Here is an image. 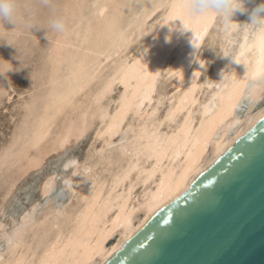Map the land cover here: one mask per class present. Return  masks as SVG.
Here are the masks:
<instances>
[{"label":"bare ground","instance_id":"1","mask_svg":"<svg viewBox=\"0 0 264 264\" xmlns=\"http://www.w3.org/2000/svg\"><path fill=\"white\" fill-rule=\"evenodd\" d=\"M115 1L99 0L102 8L93 7L97 0L66 1L63 14L69 31L53 43V93L21 151L26 155L37 147L50 134L52 123L54 127L60 117H67L69 124L53 146H46L23 172L83 137L95 121L92 140L101 142L97 158L80 166L81 178H59L70 191L64 206H49L35 218L33 205L9 232L0 222V264H104L264 115V101L241 102L249 82L247 69L224 56L233 50L220 22L215 36L218 55L206 75L207 38L214 37L215 19L182 30L169 0H131L128 10L114 6ZM255 2L244 6L250 10ZM159 10L154 26L130 57L129 46L143 36L148 20ZM232 20L239 23L240 12ZM68 49L77 55L66 61ZM162 77L173 80L170 92L157 91ZM117 86L118 95L105 101ZM241 105L247 107L242 116ZM123 127L124 135L114 141ZM72 164L68 159L63 167ZM100 164L103 168L97 172ZM77 167L70 174L77 176ZM52 183L54 176L42 182V196L49 194ZM162 183L163 191L156 195Z\"/></svg>","mask_w":264,"mask_h":264},{"label":"rangeland","instance_id":"2","mask_svg":"<svg viewBox=\"0 0 264 264\" xmlns=\"http://www.w3.org/2000/svg\"><path fill=\"white\" fill-rule=\"evenodd\" d=\"M66 1L57 0L56 11L59 14L64 15L63 10L67 4ZM135 1L137 4L144 2V0ZM249 1L246 0V3ZM255 1L249 12L264 4V0ZM117 2L118 0L115 1L114 6L120 5L119 9L123 5L126 10L130 8L131 0H124V2L119 0V3ZM88 12V10L85 11L86 16L89 15ZM155 14L148 20L145 31L142 33L143 36L139 37L140 39H135V42L129 46L130 57L136 53L138 47L145 40V34H148L147 32L154 26L161 11L159 10ZM36 15L39 28L47 27L46 20L50 15L49 10L39 9ZM240 18L239 24L250 22L248 12L240 13ZM218 22L215 20L211 28L214 32V37H208V42L206 41L210 44L207 57L209 59L204 68L206 75H210L209 71L211 72L215 58L218 55ZM45 32L46 30H28L20 23L16 27L9 23L0 24V222L8 225H5L6 232H9L20 216L33 205H36L35 218L40 217L49 206H64L69 198L70 191L62 186L60 179L70 178L72 180L81 178V174H83L81 167L96 160L97 153L95 149L97 150L101 144L100 140H92L97 125L95 121L96 123L94 122L92 128L78 139V142L70 141L60 150L50 153L38 168L23 172L32 159L46 150V146H48L47 149L53 146V139L62 132L63 126L69 124L67 117H60L55 122L54 127L52 123L51 132L41 142L42 144L40 143L37 147L30 149L26 155L21 153L37 119L44 111V105L49 95L53 93V43L57 36L49 32L47 39ZM215 36H217V39H215ZM213 38L215 39L214 41ZM138 42L140 43L138 44ZM205 45L207 44L205 43ZM211 47L214 48L211 49ZM234 48L235 46L231 45V49L234 50ZM76 55L74 49L64 51L66 61ZM158 84L157 91L159 92L166 89V92H170L175 86L172 79H164L163 77ZM118 93L119 87L117 86L105 101L115 98ZM164 108L165 106L163 105L159 110L158 116L163 113ZM246 111L247 107L241 105L239 108L240 116L244 115ZM123 135L124 127L117 133L114 141L120 140ZM68 159L73 160V164L66 169L63 164ZM102 165L96 166L97 172L103 168ZM76 167L79 171L77 176H73L70 171ZM50 176H54V184L52 183L49 194L42 196L41 184ZM73 199L70 200L69 206L74 202ZM1 247L2 241L0 239Z\"/></svg>","mask_w":264,"mask_h":264},{"label":"water","instance_id":"3","mask_svg":"<svg viewBox=\"0 0 264 264\" xmlns=\"http://www.w3.org/2000/svg\"><path fill=\"white\" fill-rule=\"evenodd\" d=\"M104 264H264V115Z\"/></svg>","mask_w":264,"mask_h":264},{"label":"clouds","instance_id":"4","mask_svg":"<svg viewBox=\"0 0 264 264\" xmlns=\"http://www.w3.org/2000/svg\"><path fill=\"white\" fill-rule=\"evenodd\" d=\"M246 0H169L168 7L176 13L175 21H181L182 30H189L190 25L204 20L215 19L220 22L221 29L229 37L230 44L235 48L232 52H225V57H231L236 64H243L246 69L245 78L248 79L246 93L241 97L242 103L255 104L264 101V4L254 10L244 6ZM57 0H0V24H12L16 27L22 24L28 30H46L57 37L69 31L67 18L59 14ZM94 8L105 7L99 3ZM47 9L50 12L46 20L47 27L40 29L36 12ZM248 12L249 23L239 24L232 20L237 13ZM170 28L175 25L170 24ZM251 69V78L247 73ZM235 74V71L228 72ZM224 74V73H223ZM222 74V75H223Z\"/></svg>","mask_w":264,"mask_h":264},{"label":"snow or ice","instance_id":"5","mask_svg":"<svg viewBox=\"0 0 264 264\" xmlns=\"http://www.w3.org/2000/svg\"><path fill=\"white\" fill-rule=\"evenodd\" d=\"M163 188H164V185H163V183H162V184H161V188H160V190L158 191V193H157L156 195H159L160 192L163 191ZM165 223H167V221H165Z\"/></svg>","mask_w":264,"mask_h":264}]
</instances>
